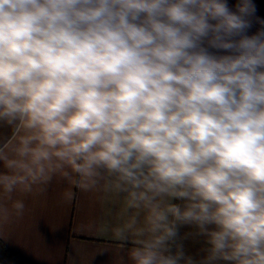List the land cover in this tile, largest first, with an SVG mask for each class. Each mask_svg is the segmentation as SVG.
Returning <instances> with one entry per match:
<instances>
[{
  "label": "clouds",
  "instance_id": "clouds-1",
  "mask_svg": "<svg viewBox=\"0 0 264 264\" xmlns=\"http://www.w3.org/2000/svg\"><path fill=\"white\" fill-rule=\"evenodd\" d=\"M236 8L0 0L5 196L55 176L103 182L124 198L111 231L134 245L130 264H195L172 252L181 225L207 238L200 264H264V28L247 35L253 0ZM12 207L23 215L22 200Z\"/></svg>",
  "mask_w": 264,
  "mask_h": 264
},
{
  "label": "crops",
  "instance_id": "crops-1",
  "mask_svg": "<svg viewBox=\"0 0 264 264\" xmlns=\"http://www.w3.org/2000/svg\"><path fill=\"white\" fill-rule=\"evenodd\" d=\"M253 2L257 11L249 18V36L264 28L260 23L264 21V0ZM227 3L233 12L237 11L239 0ZM11 134V127L0 126V139ZM4 170L0 162V171ZM17 200L25 204L19 217L12 207ZM0 204L10 212L6 221H0V239L22 264H130L128 253L134 245L130 241L123 244L115 241L111 231L127 219L120 215L124 198L104 191L103 182L86 191L55 176L45 191L34 188L25 193L18 188L8 199L0 189ZM105 224L107 232L102 231ZM197 233L193 225L179 226L172 252L176 251V245H182L185 257L200 264L209 245L207 238Z\"/></svg>",
  "mask_w": 264,
  "mask_h": 264
},
{
  "label": "trees",
  "instance_id": "trees-1",
  "mask_svg": "<svg viewBox=\"0 0 264 264\" xmlns=\"http://www.w3.org/2000/svg\"><path fill=\"white\" fill-rule=\"evenodd\" d=\"M0 254L3 257H5L10 264H22L1 239H0Z\"/></svg>",
  "mask_w": 264,
  "mask_h": 264
},
{
  "label": "built area",
  "instance_id": "built-area-1",
  "mask_svg": "<svg viewBox=\"0 0 264 264\" xmlns=\"http://www.w3.org/2000/svg\"><path fill=\"white\" fill-rule=\"evenodd\" d=\"M0 264H10L8 260L0 254Z\"/></svg>",
  "mask_w": 264,
  "mask_h": 264
}]
</instances>
